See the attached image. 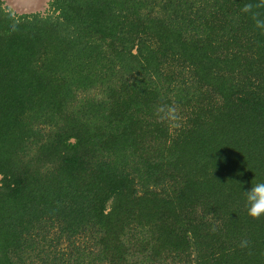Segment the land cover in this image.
<instances>
[{"label": "trees", "instance_id": "obj_1", "mask_svg": "<svg viewBox=\"0 0 264 264\" xmlns=\"http://www.w3.org/2000/svg\"><path fill=\"white\" fill-rule=\"evenodd\" d=\"M256 19L264 0H0V264H264Z\"/></svg>", "mask_w": 264, "mask_h": 264}, {"label": "clouds", "instance_id": "obj_2", "mask_svg": "<svg viewBox=\"0 0 264 264\" xmlns=\"http://www.w3.org/2000/svg\"><path fill=\"white\" fill-rule=\"evenodd\" d=\"M251 6L245 8L247 11ZM256 26L264 28V20L256 19ZM247 215L251 218L264 216V182H257L244 191Z\"/></svg>", "mask_w": 264, "mask_h": 264}, {"label": "rangeland", "instance_id": "obj_3", "mask_svg": "<svg viewBox=\"0 0 264 264\" xmlns=\"http://www.w3.org/2000/svg\"><path fill=\"white\" fill-rule=\"evenodd\" d=\"M51 0H2L5 7L17 15L40 13L48 11V3Z\"/></svg>", "mask_w": 264, "mask_h": 264}]
</instances>
